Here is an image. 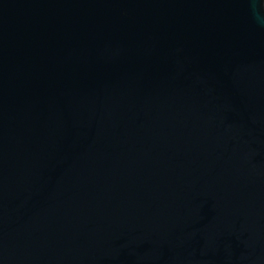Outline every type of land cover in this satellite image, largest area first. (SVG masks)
I'll return each mask as SVG.
<instances>
[{"label":"water","instance_id":"obj_1","mask_svg":"<svg viewBox=\"0 0 264 264\" xmlns=\"http://www.w3.org/2000/svg\"><path fill=\"white\" fill-rule=\"evenodd\" d=\"M0 264H264V0H0Z\"/></svg>","mask_w":264,"mask_h":264}]
</instances>
